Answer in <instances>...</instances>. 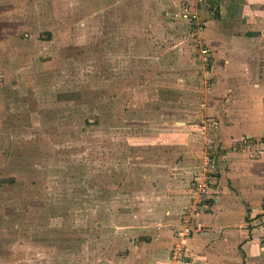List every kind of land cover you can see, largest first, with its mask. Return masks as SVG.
I'll return each mask as SVG.
<instances>
[{
  "label": "rangeland",
  "instance_id": "1",
  "mask_svg": "<svg viewBox=\"0 0 264 264\" xmlns=\"http://www.w3.org/2000/svg\"><path fill=\"white\" fill-rule=\"evenodd\" d=\"M181 6L0 0V264H149L160 248L134 239L154 232L170 251L200 176L179 150L195 143L163 139L165 112L212 88L203 24Z\"/></svg>",
  "mask_w": 264,
  "mask_h": 264
},
{
  "label": "crops",
  "instance_id": "2",
  "mask_svg": "<svg viewBox=\"0 0 264 264\" xmlns=\"http://www.w3.org/2000/svg\"><path fill=\"white\" fill-rule=\"evenodd\" d=\"M175 1L195 12L203 24L201 43L210 53L212 79L209 96L199 109L174 107L165 112L173 131L163 139L195 143L179 148L197 156L198 160L182 164L197 173L195 179L206 171V160L196 144L201 135L192 131L198 119L211 128L201 137L211 141L213 182L200 218L202 230L187 241L183 264H264V0H205L203 5ZM149 236L154 239L144 235L134 239L160 248V255L146 261L168 264L166 233ZM129 253L125 249L117 255Z\"/></svg>",
  "mask_w": 264,
  "mask_h": 264
},
{
  "label": "built area",
  "instance_id": "3",
  "mask_svg": "<svg viewBox=\"0 0 264 264\" xmlns=\"http://www.w3.org/2000/svg\"><path fill=\"white\" fill-rule=\"evenodd\" d=\"M196 3L201 4L203 0H195ZM183 19L188 22H194L196 19L195 12H189L188 9L183 10ZM195 31H198L195 30ZM201 37V36H200ZM195 36L197 44H200V54L203 59L202 62L210 63L209 50L201 43V38ZM209 58V59H208ZM204 159L206 160V170L208 173L213 174L212 167H210V154L205 153ZM211 176V175H210ZM210 176H201L198 186L194 191V200L187 206L181 216L180 221L174 231V244L169 251V263L168 264H183L187 255L186 244L189 238L202 230L201 215L206 210L208 204V192L212 184V178Z\"/></svg>",
  "mask_w": 264,
  "mask_h": 264
},
{
  "label": "trees",
  "instance_id": "4",
  "mask_svg": "<svg viewBox=\"0 0 264 264\" xmlns=\"http://www.w3.org/2000/svg\"><path fill=\"white\" fill-rule=\"evenodd\" d=\"M46 36L48 37L47 39H49V33H47ZM86 124H89L88 121L86 122Z\"/></svg>",
  "mask_w": 264,
  "mask_h": 264
}]
</instances>
